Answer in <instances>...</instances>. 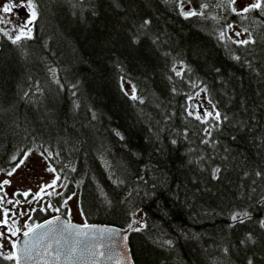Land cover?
<instances>
[{"label": "trees", "instance_id": "trees-1", "mask_svg": "<svg viewBox=\"0 0 264 264\" xmlns=\"http://www.w3.org/2000/svg\"><path fill=\"white\" fill-rule=\"evenodd\" d=\"M32 3L31 39L0 36V170L28 150L46 153L66 183L54 200L77 192L85 221L130 229L134 264H264L261 10L234 12L230 0ZM235 24L252 42L227 36Z\"/></svg>", "mask_w": 264, "mask_h": 264}, {"label": "rangeland", "instance_id": "rangeland-1", "mask_svg": "<svg viewBox=\"0 0 264 264\" xmlns=\"http://www.w3.org/2000/svg\"><path fill=\"white\" fill-rule=\"evenodd\" d=\"M14 1L18 4H14L13 0H0V18L4 21L0 23V36L5 35L4 33L6 32L8 35L5 36L14 38L21 30H24V24L31 20V13L28 8L29 0ZM254 2L256 0H236V3H232V6L237 11H240L243 7ZM5 4L12 6L11 10L7 13L2 11ZM184 8L182 7V9ZM187 8V11L191 10L189 7ZM227 36L236 41H242L248 37V31L235 24L227 29ZM122 86L128 94L134 93L133 87L127 81H122ZM197 109L203 111L204 114L210 113L209 107H207L205 102H198ZM26 153L28 154L27 157L25 158V155H23L20 159H23L24 163L16 169L12 176L7 175L8 171L0 170V182L3 180L10 181L9 184L3 185L2 190H0V199L5 201L4 203H0V219L4 218V210L9 211L8 225H0V233H3L4 237H6L0 238V245L3 246L0 251L4 255H8L13 251L11 246L13 239L20 232L27 229L24 225L27 223L30 226L36 223L37 219H33V213L36 210L41 212L50 211L51 213L63 212L69 220L78 223L85 221L80 212L77 192L70 194L59 203L54 200L64 190L66 186L65 181L59 183L56 180L55 186L45 187L44 191H41V186L51 184L54 178L57 177L54 171L47 170L48 168L53 169L48 161L47 154L36 149L28 150ZM24 192H28L27 197L23 195ZM69 197L71 198L69 199ZM7 201H12V203H7ZM56 209L60 210L56 211ZM9 228H19L21 231L16 236H12L8 231Z\"/></svg>", "mask_w": 264, "mask_h": 264}, {"label": "water", "instance_id": "water-1", "mask_svg": "<svg viewBox=\"0 0 264 264\" xmlns=\"http://www.w3.org/2000/svg\"><path fill=\"white\" fill-rule=\"evenodd\" d=\"M49 220L54 222L29 237H24L22 232L13 241L18 256L31 257L22 258L20 264H134L129 229L103 223H78L61 214H53L35 225ZM85 224L87 228L83 227ZM24 248L27 253L20 251Z\"/></svg>", "mask_w": 264, "mask_h": 264}, {"label": "snow or ice", "instance_id": "snow-or-ice-1", "mask_svg": "<svg viewBox=\"0 0 264 264\" xmlns=\"http://www.w3.org/2000/svg\"><path fill=\"white\" fill-rule=\"evenodd\" d=\"M231 2L234 4V3H236V0H231ZM11 7H12V6H11L10 4H5V5L3 6L2 11L5 12V13H7V12H9V11L11 10ZM28 8H29L30 13H31V20H29V23H31V22H32L33 20H35L36 17H37V12H36V10H35V5L32 3V0H29ZM253 9H260V10H261V13L264 14V4H262V3L260 2V0H256V2L250 4V5L246 6V7H243L242 9H240V12H241V13H247V12H249L250 10H253ZM233 11L235 12V11H237V9L233 8ZM183 14L187 17V16H189V15H195L196 13H194V12H192V13H190V12H184ZM3 22H4L3 19L0 18V23H3ZM145 23H147V21H146ZM4 34H5V35H8V33H6V32H5ZM220 35H221V37L223 38L224 33L221 32ZM238 35H239V34H238ZM22 38H25V39H31V29H29L28 31L21 30V31L19 32V34L15 35V37L12 39V43L15 44V43L19 42ZM250 42H252V41L247 40V39H246V40L239 41V43H241V44H245V45H247V44L250 43ZM236 59H239V57H236ZM133 98L135 99V97H133ZM205 115H206V116H207V115H211V113H205ZM216 117L219 118V113H216ZM197 119H202V117L197 116ZM225 119H226V117H225ZM24 155H25V158H26L28 154L25 153ZM13 159H15V157H13ZM23 163H24V160H23V159L20 160L19 163H17L16 166H15L12 170H10V171L7 172V175H8V176H12L13 173L16 171V169L19 168ZM47 170H48V171H54V170L51 169V168H48ZM216 171H219V169H217ZM58 179H59V177L57 176V177L54 178V180L52 181L51 184L46 185V186H41V191H44L45 187H53V186H55V184H56V180H58ZM9 183H10L9 180H3L2 182H0V190H2L3 185H7V184H9ZM23 195L27 197L28 192H24ZM37 195H39V194H37ZM70 198H71V197H69V199H70ZM4 202H5L4 200L0 199V203H4ZM7 203H12V201H7ZM17 203H19V202H17ZM65 203H66V201H65ZM59 210H60V209H56V211H59ZM238 215H239V214H234V215L231 217V219H232L233 221H236L237 218H238ZM244 215L247 216L248 214H247V213H244ZM3 217H4L3 219H0V225L7 226V225H8V222H9V211H8V210H4V211H3ZM55 219L58 220L59 217H56ZM53 222H54L53 220H49V221H46L45 224H38V225H35V227H30V226H28L27 223H26V224L24 225V227L27 228V231H24V232H23V236H24V237H29L30 234H35L37 229H43V228L45 227L46 224L50 225V224H52ZM241 222H242V221H241ZM13 223H15V221H13ZM77 227H78V226H77ZM83 227H84V228H87L88 225L85 224V225H83ZM139 230H140V229H135V231H139ZM8 231H9L10 235H12V236H16L17 233L20 232L21 230H20L19 228H15V229L9 228ZM0 238H6V237H4V234H3V233H0ZM24 243H25V245H27V241H25ZM11 246H12V250H13V251H12L10 254L5 255V256L3 257L4 259H6V260H15V261H16V264H20V260H21L22 258H28V259L31 258L30 256H25V257L18 256V255L16 254V251H17V245H16L15 242H12V245H11ZM2 247H3V246L0 245V248H2ZM20 251H21V252H24V253H27V248L20 249ZM249 264H251V261L249 262Z\"/></svg>", "mask_w": 264, "mask_h": 264}, {"label": "flooded vegetation", "instance_id": "flooded-vegetation-1", "mask_svg": "<svg viewBox=\"0 0 264 264\" xmlns=\"http://www.w3.org/2000/svg\"><path fill=\"white\" fill-rule=\"evenodd\" d=\"M13 3L16 4V5L18 4V3H16V1H14V0H13Z\"/></svg>", "mask_w": 264, "mask_h": 264}]
</instances>
